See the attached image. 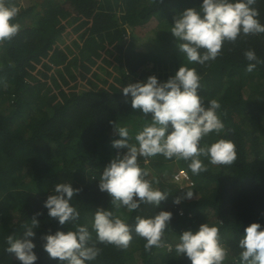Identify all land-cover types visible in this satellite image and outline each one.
I'll return each instance as SVG.
<instances>
[{
  "label": "trees",
  "instance_id": "16d2710c",
  "mask_svg": "<svg viewBox=\"0 0 264 264\" xmlns=\"http://www.w3.org/2000/svg\"><path fill=\"white\" fill-rule=\"evenodd\" d=\"M20 8L19 33L0 44V264H21L6 251L7 237L20 238L36 218V264H61L43 249V237L85 224L91 231L97 208L112 210L135 226V217L164 210L173 216L164 243L173 247L145 249L146 241L133 233L128 248L93 242L100 255L91 264H191L174 250L179 235L209 223L220 229L229 255L225 264H239V239L252 223L264 227V33L241 35L225 42L222 54L195 67L201 75L199 94L221 104L224 130L201 144L223 138L237 145L238 159L230 166H208L193 175L190 161L149 158L153 186L169 194L159 207L143 204L136 212L117 210L99 189L103 168L115 157L112 146L120 137L114 124L135 135L151 114L131 107L122 88L155 75L167 81L187 61L170 32L184 10H199L202 0H33ZM264 24V0L253 5ZM147 32L145 35L142 33ZM69 39L61 43V35ZM255 51L261 63L248 72L245 52ZM148 119V120H146ZM201 159H204L203 157ZM178 169L189 172L193 185L172 181ZM80 189L72 205L78 221L60 225L48 216L44 202L58 183ZM192 190V199H183ZM181 197V203L174 201ZM182 212V213H181ZM140 260V261H139ZM141 262V263H140Z\"/></svg>",
  "mask_w": 264,
  "mask_h": 264
},
{
  "label": "clouds",
  "instance_id": "9594fccd",
  "mask_svg": "<svg viewBox=\"0 0 264 264\" xmlns=\"http://www.w3.org/2000/svg\"><path fill=\"white\" fill-rule=\"evenodd\" d=\"M255 3L256 0H202L199 10H184L175 18L170 32L177 39L178 50L187 63L167 81L161 82L152 75L122 88L125 97L131 96V107L145 116L151 114V119L134 136L127 126L114 124L120 138L114 139L112 146L127 151L117 152L99 177V189L111 197L114 208L132 213L143 204L159 207L168 198V193L153 186L158 181L149 178L150 170L141 167V158L144 163L158 155L168 160L190 161L188 167L193 175L208 170L205 160L217 166L236 162L238 151L234 141L221 138L211 144H201L205 137L213 133L219 135L225 125L219 114V100H207L205 105V97L199 94L202 77L189 65L203 66L215 61L222 54L225 42H235L241 35L264 33L259 11L253 7ZM19 13L18 6L10 4L9 0H0V44L11 41L21 30V25L15 22ZM245 57L250 62L248 72H253L261 63L253 50L246 51ZM79 191L70 182L56 184L53 194L44 202L48 216L62 226L78 221L80 212L72 201ZM194 195L192 190H186L183 199H192ZM181 199L177 197L174 203L180 204ZM172 216L170 211L164 210L149 217L137 215L133 228L126 217L110 209L97 208L91 231L87 225L77 223L75 230L47 234L43 237V249L61 264H91L100 255L92 232L97 242L121 249L129 247L133 233L146 241V250L159 248L164 244ZM31 221V225L24 226L22 237H7L6 251L14 254L21 264H36L38 260L34 237L40 222L36 218ZM238 246L241 249L239 264H264V227L260 223L247 226ZM168 250L171 252L173 247L168 245ZM174 250L178 256H186L191 264H225L229 255L220 229L209 223L201 224L196 231H184Z\"/></svg>",
  "mask_w": 264,
  "mask_h": 264
},
{
  "label": "rangeland",
  "instance_id": "374dc122",
  "mask_svg": "<svg viewBox=\"0 0 264 264\" xmlns=\"http://www.w3.org/2000/svg\"><path fill=\"white\" fill-rule=\"evenodd\" d=\"M18 2H19V4L22 6V7H24V8H28L30 5H32L34 2H33V0H17ZM147 32H149L148 30H146V32L145 33H142V34H146ZM146 36V35H145ZM147 37V36H146ZM69 39V35L68 34H65V35H61V38H60V42L61 43H63V42H65L66 40H68ZM151 174V173H150ZM179 181V180H178ZM176 184H178L179 186H181V187H185L187 184H185V183H183V182H181V181H179V182H176ZM168 243H164L162 246H167L168 247ZM161 246V247H162ZM140 261V260H139ZM141 263V262H140Z\"/></svg>",
  "mask_w": 264,
  "mask_h": 264
},
{
  "label": "built area",
  "instance_id": "2783aa9c",
  "mask_svg": "<svg viewBox=\"0 0 264 264\" xmlns=\"http://www.w3.org/2000/svg\"><path fill=\"white\" fill-rule=\"evenodd\" d=\"M190 178L191 177H190L188 171H186L185 169H180L177 173H175L173 179H174L175 182L181 181V182H183V183H185L187 185H191V184H193V182H192V180Z\"/></svg>",
  "mask_w": 264,
  "mask_h": 264
}]
</instances>
